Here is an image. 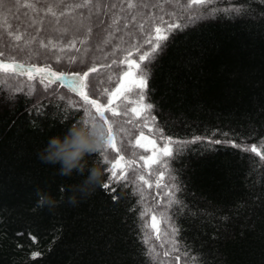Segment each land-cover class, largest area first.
Listing matches in <instances>:
<instances>
[{
    "label": "trees",
    "instance_id": "trees-1",
    "mask_svg": "<svg viewBox=\"0 0 264 264\" xmlns=\"http://www.w3.org/2000/svg\"><path fill=\"white\" fill-rule=\"evenodd\" d=\"M129 2L135 7L128 8ZM182 2L90 0L85 7H75L84 0H19L12 11V0H6V8L0 10L4 56L26 67H50L68 75L95 67L87 80L90 99H106L104 89L119 87L128 70L127 63L121 62L128 51H132L128 58L141 68L150 67L143 91L144 103L148 99L153 103L149 114V120L155 118L153 132L144 127L145 114L136 118L131 112L141 104L134 95L133 102L120 98L119 116L105 113L115 122L114 132L124 130L117 136L119 154L150 156L151 151L134 146L135 139L141 131L156 135L157 126L162 138L194 142L179 145L184 152L178 158L162 157L171 161L163 180L156 171L159 164L149 168L137 159L138 166L128 169L124 179L111 182L107 171L111 150L109 163L93 153L86 158L83 175L61 176L59 165L43 163L38 153L49 138L79 125L83 100L57 81L48 84L38 76L32 81L26 75L17 77L34 88L30 94L0 90V264H155L147 254L149 248L158 253L159 264H185L186 245L189 253L200 254L189 264L200 260L264 264V180L260 179L264 173V0H211L194 5L198 13L185 11ZM23 4H34L35 9ZM241 4L246 5L244 10L232 11ZM91 8L98 15L87 21ZM73 16L84 21L81 27L65 23ZM161 17L168 23H191L182 30L172 29L151 53L149 65L139 56L152 44L144 43L138 51L132 46L139 45L150 28L154 36ZM54 25L60 30L55 31ZM16 35L22 39L15 40ZM106 39L108 44L95 53ZM5 75L0 73V79ZM69 101L74 105L71 109L66 107ZM216 140L221 142L210 143ZM252 147H257L259 156ZM93 166L103 171L101 184L90 195L74 193L72 186L80 184ZM173 168L176 178L170 181ZM140 175L151 187L137 179ZM166 192L183 201L168 208L167 225L161 220L169 199ZM73 195L75 205L69 203ZM41 197H50L54 206L40 204ZM145 207L153 211L141 217ZM153 214L161 220L157 234L151 227ZM173 222L180 228L175 236H171ZM170 236L179 242L177 250L167 242Z\"/></svg>",
    "mask_w": 264,
    "mask_h": 264
},
{
    "label": "snow or ice",
    "instance_id": "snow-or-ice-1",
    "mask_svg": "<svg viewBox=\"0 0 264 264\" xmlns=\"http://www.w3.org/2000/svg\"><path fill=\"white\" fill-rule=\"evenodd\" d=\"M19 0H12L11 6H15ZM90 0H84L83 4L75 5V7H85L87 3H89ZM180 0H177V3H179ZM208 3H211V0H183L182 3H180V7L183 8L185 11H196L199 12V8L193 9V6H199V5H207ZM6 0H0V10H4L6 8ZM25 8L29 9H35L34 4H23L22 5ZM128 8H133L135 5L131 2L128 3ZM115 7V5H113ZM246 8L245 4H241L240 6L232 9V11H235L237 13L241 12ZM51 11V8L48 9ZM217 11H219L217 9ZM170 16H174V13H168ZM198 17H192L190 15V19H195ZM7 21L4 22V25H7ZM187 26V23L181 24L173 21L172 23H168L167 21L163 20V17L160 18L159 24H157L154 28L155 35H151L152 28L149 29V35H147L139 45H133L132 47L135 48L137 51L139 50V47H141L144 43L152 44V48L150 51H145L144 53L140 54L139 61L143 62L144 60H149V57L151 53L156 52L157 48L160 47V41L167 40L168 35L171 33L172 29H183ZM11 31H16L15 28H12ZM15 40L19 41L22 39L20 35H16L14 37ZM30 43V41H29ZM132 56V51H128L127 57L125 60L121 61L122 63H127L128 70L123 72L122 78L119 82V87H116L114 91L110 89H104L105 97H98V98H89V93L86 91L88 88L87 80L90 72H96L97 69L95 67L91 68L89 71L83 72V74L80 73H73L71 75H66L64 72H54L51 70L50 67H36L35 65L31 67H26L24 63H18L16 60L12 57H5L4 52L0 51V73L6 74L4 79H0V90H3V88H7L10 91H17V90H23L26 91L27 94H30L31 89L34 88V85H27L24 84L23 81H20L17 79L19 76H27L28 81H32L39 77V81L43 83L44 81H47L48 84L53 83L54 81L59 82L62 86L69 89L71 92L75 93L76 95L80 96L84 103L83 108V116H81L77 120V124L79 125H87L88 120H92L93 123L97 121V117L99 121H102L103 124L106 126V134L108 137L107 144L103 152L99 153L100 155L104 156V163H109V159L107 156V153L109 150L120 153L121 149L117 147V136L123 132L124 130L122 128H116L114 132V121L109 120L108 117L105 116V113H110L111 116H119L121 113L118 110L119 104L118 101H120V98L124 96L125 92L131 91V86H126L125 81L129 80V78L138 77V79H132L131 84L135 85V87H138L141 89V92L138 93V96L140 98L141 104L138 107L131 108V112L134 114L136 118H139L142 113L144 115V127L148 128L149 133L153 132V129L151 127V124L155 123V118L152 117L151 120H149V114L151 112V109L153 108V103L150 99H148L147 103H144L146 99V94L144 93V89L147 87V81L149 79V72L150 67H143L141 68V64L138 63L134 59H129L128 57ZM154 60L155 57H152ZM6 61V62H5ZM152 60H149V65L151 64ZM113 64H116V61L113 60ZM139 70V71H137ZM93 95L96 96L95 93V86H93ZM63 99V98H62ZM98 99L102 100L103 102H98ZM125 100H127V97H125ZM68 109H71L74 107V105L69 101L66 105ZM127 111V109L125 110ZM63 118V117H62ZM70 118V117H69ZM155 134L157 136L163 137V134L160 130V127L157 126L155 130ZM212 135H215V133H212ZM223 135L227 136L228 133H223ZM196 140H200L201 137L197 136L195 137ZM194 141H179V140H172L171 138H168L165 143L162 144L160 148H157V141L156 139H149L148 136H145L143 131L140 132V135L138 138L135 139V147L142 148L145 152H152L151 156H144L140 155L137 157V154L135 152L127 153V154H119L118 157L114 158V162L110 164V167L107 169L108 172L111 173L110 175V181L111 180H122L125 178L127 170L128 169H134L137 165V159L142 160L144 162L145 167H151L154 164H159L160 168L156 169L157 172H159V179L163 180L164 172L168 171V168L171 166V161H165L162 159V157H173L178 158L180 155L183 154L184 148L179 146L183 144L192 143ZM221 141H210V143H220ZM225 144L232 143L231 140H225ZM251 151L255 152L258 156L260 155V152L258 151L257 147H253ZM163 169V171H161ZM118 170H120L119 175L117 174ZM177 172L176 169L171 170V174L169 176L170 181L175 180V173ZM139 181H143L145 185L149 184L148 180L145 179L143 175H140L137 177ZM260 179L264 180V173L260 174ZM161 185L159 182H157L156 187L159 188ZM103 187L107 188L108 184H104ZM172 187L175 188L176 191H179L178 185L173 184ZM165 195L169 197L168 201L166 202L167 207L165 209L161 210V220L162 222L167 225L170 223L171 217L167 215L168 208L179 206L183 204V201L180 200L178 197L174 195V193L166 192ZM143 193L141 192V201H143ZM44 198L41 197L40 204H43ZM184 207H187L184 205ZM182 210V209H181ZM153 211L150 207H145L144 211L141 213V217L144 215L151 213ZM193 216L196 215L195 212L191 213ZM222 220H227V217H221ZM151 227L153 229H156L157 232H159V223L161 221H158L156 215L151 216ZM173 232L171 236H175L179 233L180 228L179 226L175 225V223H172ZM165 235H169L167 232ZM170 238L167 240V242L171 245L172 250H177L178 241L176 239ZM157 239H160V236H157ZM145 243H148V236L145 235L144 239ZM186 243V240H185ZM190 246L185 247L183 250L186 259L185 264H189V261L193 259V257H199L200 254L193 251L191 253L188 252V248ZM151 255L153 261L155 264H159V262L156 261V256L158 253L153 248H149L148 253ZM165 256L168 255L167 252L164 253ZM176 259H180V257H176ZM199 264H207V261L200 260Z\"/></svg>",
    "mask_w": 264,
    "mask_h": 264
},
{
    "label": "clouds",
    "instance_id": "clouds-1",
    "mask_svg": "<svg viewBox=\"0 0 264 264\" xmlns=\"http://www.w3.org/2000/svg\"><path fill=\"white\" fill-rule=\"evenodd\" d=\"M106 126L97 120H88L87 125H74L63 136L49 138L45 148L38 153L43 163L59 165L58 174L70 177L74 172L83 175L86 169V158L93 153H101L107 144ZM88 175L80 184L71 190L81 196L90 195L95 187L101 184L103 171L93 166L87 169ZM45 203L54 206L50 197L44 198ZM69 203H77L76 196L69 197Z\"/></svg>",
    "mask_w": 264,
    "mask_h": 264
},
{
    "label": "rangeland",
    "instance_id": "rangeland-1",
    "mask_svg": "<svg viewBox=\"0 0 264 264\" xmlns=\"http://www.w3.org/2000/svg\"><path fill=\"white\" fill-rule=\"evenodd\" d=\"M17 8H18V4H16L14 7H12V11H14V10H17ZM95 15H98V11L96 10V9H93V8H91L89 11H88V16H87V21H90V19L93 17V16H95ZM196 21V20H195ZM30 22H32V23H34V21H30ZM70 22H72V25L73 26H75V27H81L82 25H83V23H84V21L82 20V19H78V18H76V17H70L69 19H67L66 20V24H69ZM191 23V21H188L187 22V24H190ZM53 29H55V31H59L60 29H59V25H54L53 26ZM108 40L109 39H106V40H104L102 43H100V45H98V46H96V51H95V53H98L105 45H107L108 44ZM138 71V70H137ZM66 75H68V74H66ZM135 79H138V77H134ZM134 78H129V80H126L125 81V85L126 86H131V91H128V92H125L124 93V96H122V97H124L123 99L125 100V97H127V100L126 101H132L133 102V100L134 99H132L133 97H132V95H134L135 97H136V100H138V91H139V88L138 87H135V85H133V84H131L130 82H131V80L132 79H134ZM136 103V102H135ZM145 136H148V138L149 139H156V141H157V148H160L161 146H162V144L163 143H165L166 142V138H158V136H156V135H148V134H144ZM253 148V147H252ZM113 152V151H112ZM118 155H119V153H116V152H113V156H112V161H111V163L112 162H114V158H116V157H118ZM151 155H152V152H151ZM150 155V156H151ZM119 173H120V170H118V172H117V174L119 175ZM110 175H111V173H110ZM115 181H117V180H111V182H115ZM154 215V214H153ZM157 219H158V221H161L160 220V218L157 216ZM150 222L152 223V221H151V218H150ZM160 228H161V222L159 223V230H160ZM154 231H155V233L157 234V233H159V232H157L156 231V229H154ZM180 264V263H179Z\"/></svg>",
    "mask_w": 264,
    "mask_h": 264
}]
</instances>
